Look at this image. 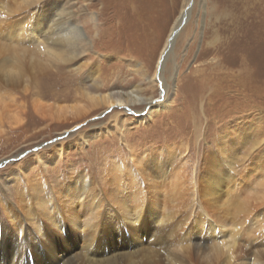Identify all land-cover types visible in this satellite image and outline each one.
Returning <instances> with one entry per match:
<instances>
[{
	"label": "rangeland",
	"instance_id": "obj_1",
	"mask_svg": "<svg viewBox=\"0 0 264 264\" xmlns=\"http://www.w3.org/2000/svg\"><path fill=\"white\" fill-rule=\"evenodd\" d=\"M18 2L0 0L4 13L9 14L0 22V227L10 230L17 239L23 238L26 231L33 232V239L39 237L36 229L41 226L33 225L34 219H25L23 206L12 199L16 190L37 186L41 191L42 181H46V192L54 190L55 198L76 199L71 207L77 210L78 199L72 193L64 194L73 189L66 185L69 176L91 167L93 174L87 171L88 175L95 178L98 167L103 174L117 161L130 160L129 150L134 149L137 155L144 154L148 164L159 154L168 180H159L164 184L158 194L161 204L153 210L163 218L161 224H154L162 229L161 236L150 246L143 242L140 253L137 244L120 249L128 253V260L139 263L150 257L176 259V252L190 263L192 253L183 251L194 242L189 230L194 227L200 231L208 223L212 226L213 216L222 220L226 209L259 213L258 218L250 217L238 228L226 229L237 228V232L248 223L258 227L257 220L264 212V0H193L187 23L163 61L159 58L162 48L184 0H41L21 9L20 4L16 6ZM67 12H71L86 38L79 46L82 52L77 51L78 57L66 63L47 62L44 51L48 49V33L43 21L51 24L56 14L65 17ZM90 12L96 16V28L88 18ZM20 19L27 22L21 24L22 35L14 36ZM31 27L34 29L29 33ZM10 29L11 35L7 33ZM15 54L19 57L17 63ZM157 62L161 64L159 72H155ZM12 70L16 71L15 79L7 74ZM155 74L160 80L157 85L151 84ZM163 83L168 84V106L147 123L132 125L133 113L147 109L165 94L161 91ZM131 92H139L142 101L103 106L77 120L64 116L68 120L56 122L40 116L34 108L39 101L66 113L67 107L84 101L85 94L116 97ZM13 113L18 114L17 120L11 118ZM113 114L119 115L123 137L116 127L109 134H101L97 141L93 138L81 144V133L103 125L109 128L107 123ZM68 142L75 148H65V154L53 166L48 164L42 169L38 159L49 160L51 147ZM170 151L175 152L173 159L168 158ZM216 156L227 161L221 172L223 180L217 174L220 188L212 200L198 174L205 172ZM26 160L31 165L28 169ZM180 161L193 183L182 184L185 179L177 173L172 179L169 165L173 163L176 170ZM89 195L91 203L100 198L99 210L107 213L110 197L104 201L97 189ZM32 200L27 195L22 203L29 205ZM11 206L16 209L15 216L7 212ZM62 210L67 220L75 222L65 205ZM101 216L99 213L98 218ZM215 234L202 231L200 237L208 240L205 250L213 239L216 242ZM107 248L104 251L108 255L119 253ZM219 254L220 264H236L235 257L230 260ZM246 255V259L253 257L250 251ZM244 261L240 262L251 264Z\"/></svg>",
	"mask_w": 264,
	"mask_h": 264
},
{
	"label": "bare ground",
	"instance_id": "obj_2",
	"mask_svg": "<svg viewBox=\"0 0 264 264\" xmlns=\"http://www.w3.org/2000/svg\"><path fill=\"white\" fill-rule=\"evenodd\" d=\"M19 1L20 2H18V5L16 4V6L19 8L20 4V9L21 7H33L41 2V0ZM188 3V0H184L183 6L173 21L159 57L160 61L161 57L163 58V56L166 54L165 50L172 40L173 35L176 33L182 20L186 16V4ZM3 6L4 5H0V22L5 20L7 16L9 18V14L6 15L4 13L5 8H3ZM65 15V17H57L56 14V18L50 20L51 24H48L49 20H45V22L43 21L45 24V29L48 33L47 38L45 39L48 49L44 51L47 62L52 63L57 61L66 63L72 61L78 57L77 51H81V49H79L81 42L86 40L82 29L75 24L71 12H67ZM88 18L93 24V27L96 28L97 19L95 14L90 12ZM19 21L20 23L15 25V33L17 30L18 32L14 36H17L22 31L21 24H25L27 22L25 19H20L17 21V23ZM33 29L34 28L31 27L29 29V33ZM12 31L13 30L10 29L7 31V33L11 35ZM21 35L22 33L19 34V36ZM26 38L29 40L30 37L26 36ZM24 51L20 50L19 53H24ZM2 53L3 50L0 48V54ZM14 57L15 63H17L19 61V57L17 55ZM160 66L161 64L157 62L155 72L160 71ZM12 72L13 73L7 74H10L11 79L13 77L15 79L16 71L12 70ZM156 74L159 75L158 73ZM156 74L153 76L151 81V84L153 83V85H155L154 82H156L157 85V82L160 81ZM153 79L155 80L153 81ZM162 86L163 89L161 91H164L165 94H160V99L155 103L152 101L147 109L136 111V114L133 113V119L131 121L132 125L147 123L148 121L152 120L153 117L159 112H161L168 104V84L163 83ZM142 98L139 95V92H131L125 96L118 94L116 97L112 96L111 94L104 96H91L85 94L84 101H78L77 104L70 109L67 107L65 109L66 113L58 109L54 110L50 106L47 107V105L40 103L39 101L35 103L34 108L40 116L50 117L51 120L57 122L58 119L62 118L64 119L63 121L68 120V118H64V116H71L72 120H77L78 118L88 114V112L90 113L91 111L103 106L111 107L126 103L137 104L139 101H142ZM117 114H113L110 117L107 123V125L110 126L109 128L106 127V125H103L100 127L91 128L90 130L81 133L79 135L81 144L93 138L95 141H97L101 134H109L110 129H115L116 127V132L118 135L123 137L125 133H120L121 127L119 126V115ZM11 118L17 120L19 116L18 114L13 113ZM64 144L58 143L57 145L50 148L47 153H50L49 160L38 159V164L42 167V169L48 164L53 166L62 156V154H65V148H72V146L75 148L76 146L71 145V142H68L67 145ZM129 156L130 160L123 159L122 161H117L116 163L112 164L113 167L111 170H108L103 174H100L101 169L98 167L96 170L97 175L95 176L97 180L93 178V176L89 177L88 175L87 171L91 172V167L88 170H84L76 174L75 177L69 176L71 178H68L69 181H67L66 185L67 187L71 186L73 189L64 194L72 193L73 196L78 199L80 205L78 204L77 207H79V209L74 211H72L71 206L76 202V199H61V196L58 198L53 197L52 193L54 190L46 192V181H42L41 191L37 186L29 190H16L15 196L12 199H14L18 205L21 204V206H23V209H21L23 217L25 219L26 217L29 218V222L33 219L36 220L33 221L32 224L35 225L37 223L38 226H41V228L37 226L38 229H36V231L39 235L37 238L33 239L31 237L33 232L29 234L25 230L26 232L24 233L23 238L17 239V237L15 238V236H13L14 234H11L10 230L0 227V264H8V260H10L11 264H192V262L194 264H220L222 257H220L219 253H223L222 256L229 258L230 260L235 257L236 264H243L240 261H244V259H246L247 251H250V253L253 254L252 258L246 259L249 260L251 264H264V232H262V229L264 228V212L261 214V219L257 220V228H254L248 223L249 226L247 225L246 228L240 229L236 232L235 230H237L238 226H241L246 221L250 220V217L258 218L259 213L257 212L250 214L249 212L228 209L224 211V218L222 220H218L219 217L213 216L215 215L214 213L212 214V216L215 217L214 221L212 222L213 227L208 223L207 228L204 226L201 227V232L195 230L194 227L189 230L191 235L195 237L194 242L191 248H185L183 251H185L184 253H192L189 257V260H191L190 263L186 261V258H184L183 255H177L176 252L174 254L176 255V259L170 258V256L162 259H154L153 257H150V259L147 261L143 260L139 263H134L131 261V259L128 260V253L121 252L120 249H128L130 245L137 244V252L140 253L142 252L141 249L144 245L143 242H145V245L150 246L157 243L159 240L162 229L154 227V224H161L163 218L160 217L159 213L154 212L153 210L155 207L161 204L158 194L163 188V183L161 184L160 181L165 178L168 180V177L164 176L165 173H167V169L164 167V164L160 163L159 154H155V156L151 157V164L145 163L144 154L143 156L137 155L135 153V149L134 151L129 150ZM174 156L175 152L170 151L168 158L173 159ZM31 159H33V157L28 160ZM124 161H127L128 163H124ZM226 161L227 160H224L222 157L216 156V158L210 162L209 168L205 172L203 170L198 174H201L200 177L203 180V187L209 191L208 196L212 200H214L216 197L215 191L219 190L220 188V180L217 174H220L221 179L223 180V175L221 172L224 169L223 167ZM167 163L169 164V162ZM180 163L181 164L177 166L176 170L174 169L173 163L169 165L171 170L169 173H173L172 179L177 173L179 178L183 177L185 179L181 182L182 184L193 183V178L189 177L188 169L185 168L183 162L180 161ZM24 164H27L26 169L31 166L28 165L27 160L24 161ZM91 173L90 175L93 174ZM150 176L152 177L150 178ZM31 187L32 186H28V188ZM95 189L102 192L104 201L110 197L107 213L103 214L99 210L100 205L98 204L100 202V198L98 199L96 197L92 203L90 202L92 195L89 194L94 193ZM60 191L63 193L62 190ZM111 193L114 194L111 195ZM27 195L33 200L29 205L26 203L24 205L22 202ZM81 196L84 197L80 199ZM26 199L29 200L28 197ZM9 200L12 202L10 198ZM62 204L69 209L68 212H70V217L74 219L75 222L72 219V221H69L65 216H63L64 212L62 210ZM26 206L28 207L27 209L25 208ZM15 211L16 209L12 207V209H9L7 212L9 215L15 216ZM99 213L102 215L100 219L98 218ZM81 215L83 216V220L80 219ZM229 215H232L233 217L228 218ZM130 218L133 221L130 222ZM195 222L197 221L194 220V223ZM128 225H132L133 227ZM227 226H234L237 228L234 230L226 229ZM204 229L207 234L216 233L215 241L217 243L214 242L213 239L208 251L204 249L207 246L206 242L208 240L206 238L200 237ZM222 238L224 239V242L219 243V240ZM106 246L109 247L107 249L110 250V252H113L112 249H114L119 253H112L111 255H108L107 251H104ZM24 249L25 252L27 251L26 257V253L24 255ZM58 252L62 254L58 255ZM103 258L104 260L101 261ZM203 261L204 263H202ZM227 264H230V262L227 261Z\"/></svg>",
	"mask_w": 264,
	"mask_h": 264
},
{
	"label": "water",
	"instance_id": "obj_3",
	"mask_svg": "<svg viewBox=\"0 0 264 264\" xmlns=\"http://www.w3.org/2000/svg\"><path fill=\"white\" fill-rule=\"evenodd\" d=\"M192 6H193V0H190L187 8H186V16L184 17V19L182 20L178 30L176 31V33L173 35V38L172 40L170 41V45L167 47V52L166 54L163 56V58L161 57V61L164 60V57H166L167 55H169V53L171 52L173 46H174V43H175V39L177 38V36L179 35L181 29L185 26V24L187 23V13H190L191 12V9H192Z\"/></svg>",
	"mask_w": 264,
	"mask_h": 264
}]
</instances>
